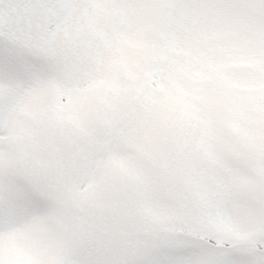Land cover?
Returning a JSON list of instances; mask_svg holds the SVG:
<instances>
[{
	"label": "snow or ice",
	"instance_id": "obj_1",
	"mask_svg": "<svg viewBox=\"0 0 264 264\" xmlns=\"http://www.w3.org/2000/svg\"><path fill=\"white\" fill-rule=\"evenodd\" d=\"M0 264H264V0H0Z\"/></svg>",
	"mask_w": 264,
	"mask_h": 264
}]
</instances>
